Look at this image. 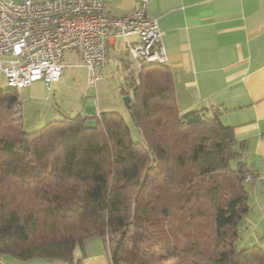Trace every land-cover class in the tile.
<instances>
[{
  "label": "trees",
  "instance_id": "trees-1",
  "mask_svg": "<svg viewBox=\"0 0 264 264\" xmlns=\"http://www.w3.org/2000/svg\"><path fill=\"white\" fill-rule=\"evenodd\" d=\"M126 84L141 140L115 110L25 131L17 90L0 88V256L74 264L99 236L108 264H264L238 247L254 172L222 111L182 113L166 62Z\"/></svg>",
  "mask_w": 264,
  "mask_h": 264
},
{
  "label": "crops",
  "instance_id": "crops-1",
  "mask_svg": "<svg viewBox=\"0 0 264 264\" xmlns=\"http://www.w3.org/2000/svg\"><path fill=\"white\" fill-rule=\"evenodd\" d=\"M101 1L106 14L118 17L136 6V0ZM146 12L159 22L181 112L218 107L223 124L243 142L253 175L264 177V0H149ZM117 38L110 40V56ZM128 39L136 42L138 37ZM1 79L6 80L0 71ZM40 87L46 89L36 81L21 90L33 95ZM75 259L74 264H108L100 237L85 242ZM0 264L70 263L3 255Z\"/></svg>",
  "mask_w": 264,
  "mask_h": 264
},
{
  "label": "built area",
  "instance_id": "built-area-1",
  "mask_svg": "<svg viewBox=\"0 0 264 264\" xmlns=\"http://www.w3.org/2000/svg\"><path fill=\"white\" fill-rule=\"evenodd\" d=\"M148 2L136 0L131 14L118 17L106 14L101 0H0V71L18 92L16 107L21 109L22 88L42 81L50 89L61 79L67 51L80 55L91 85L101 79L116 37L125 39L139 66L167 62L159 22L146 12ZM132 35L136 42L128 39Z\"/></svg>",
  "mask_w": 264,
  "mask_h": 264
},
{
  "label": "rangeland",
  "instance_id": "rangeland-1",
  "mask_svg": "<svg viewBox=\"0 0 264 264\" xmlns=\"http://www.w3.org/2000/svg\"><path fill=\"white\" fill-rule=\"evenodd\" d=\"M125 49V39L118 37L115 50L110 49L112 56L108 55V62L96 85L87 82L86 68L80 56L75 51H67L63 60V75L59 82L53 83L50 89L36 88L33 95L29 90H20L22 110L19 106L15 109L18 114H22L24 130L33 131L50 120L75 116L78 113L90 114L87 123L92 125L96 123L94 114H97L98 109L115 110L125 118L132 137L141 140V134L121 93V86H126L133 76H137L139 70V65ZM4 87H7L6 80L1 79L0 88ZM260 176L261 173L259 177L245 180L249 211L241 225V235L237 242L239 248L256 245L264 251V177ZM95 239H99V236L88 238L85 242L90 244ZM80 248H76V253ZM95 248L96 245L92 250Z\"/></svg>",
  "mask_w": 264,
  "mask_h": 264
},
{
  "label": "water",
  "instance_id": "water-1",
  "mask_svg": "<svg viewBox=\"0 0 264 264\" xmlns=\"http://www.w3.org/2000/svg\"><path fill=\"white\" fill-rule=\"evenodd\" d=\"M130 100H131V96L130 95H124L123 96V101L124 103L129 106L130 105Z\"/></svg>",
  "mask_w": 264,
  "mask_h": 264
}]
</instances>
